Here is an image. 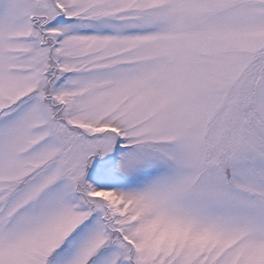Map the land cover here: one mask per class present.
I'll return each mask as SVG.
<instances>
[{"label":"rangeland","instance_id":"1","mask_svg":"<svg viewBox=\"0 0 264 264\" xmlns=\"http://www.w3.org/2000/svg\"><path fill=\"white\" fill-rule=\"evenodd\" d=\"M0 264H264V0H0Z\"/></svg>","mask_w":264,"mask_h":264},{"label":"trees","instance_id":"2","mask_svg":"<svg viewBox=\"0 0 264 264\" xmlns=\"http://www.w3.org/2000/svg\"><path fill=\"white\" fill-rule=\"evenodd\" d=\"M88 197V201L92 204V205H96L95 201L92 199V197Z\"/></svg>","mask_w":264,"mask_h":264}]
</instances>
